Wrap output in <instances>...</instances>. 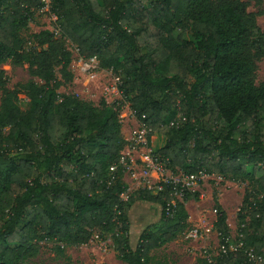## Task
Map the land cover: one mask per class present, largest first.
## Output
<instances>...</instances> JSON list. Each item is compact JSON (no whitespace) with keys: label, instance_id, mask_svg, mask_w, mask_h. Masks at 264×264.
Returning <instances> with one entry per match:
<instances>
[{"label":"trees","instance_id":"1","mask_svg":"<svg viewBox=\"0 0 264 264\" xmlns=\"http://www.w3.org/2000/svg\"><path fill=\"white\" fill-rule=\"evenodd\" d=\"M251 1L264 6V0H53L52 6L80 59L97 57L124 77L122 90L138 117L146 116L151 145L170 169L252 187L239 215L244 221L242 213L251 212L242 249L214 264H264V80L256 83L264 32L248 12ZM42 7L41 0H0V66L28 64L32 79L43 82L25 86L29 111H21L16 92H6L0 106V264H23L43 242L86 245L97 233L114 234L127 264H173L155 262L151 252L186 230L191 194L168 217L170 188L123 200L121 172L108 184L125 147L119 112L58 93V67L66 81L73 79L71 53L49 31L34 34L26 49L24 34ZM6 85L0 68V90ZM139 202L160 205L166 229L149 227L134 250L129 215ZM216 229L227 246L225 211Z\"/></svg>","mask_w":264,"mask_h":264},{"label":"rangeland","instance_id":"2","mask_svg":"<svg viewBox=\"0 0 264 264\" xmlns=\"http://www.w3.org/2000/svg\"><path fill=\"white\" fill-rule=\"evenodd\" d=\"M34 12L29 29L24 34L27 39L26 49L34 46V34L49 31L71 53L72 61L67 70L73 74V79L66 81L61 72L62 66L58 67L56 76L63 83L58 93L91 103L98 109L105 106L119 112L123 134L129 136L131 128L137 122L136 118L132 116L131 98L122 96L120 91L119 94H115L116 91L109 92L111 87L119 86L124 77L113 69L103 68L100 61H98L96 71L91 75L84 74L79 65L77 46L62 37L49 12L43 10ZM248 12L256 16L257 24L264 32V6H257L251 1ZM179 33L180 30L176 31L175 37ZM0 68L4 70L7 80L6 87L0 90V106L6 92H16L17 104L21 111H29L31 99L25 86L32 80L38 84H43V82L39 79H32L28 64L15 65L7 62ZM263 80L264 58L258 63L256 83L259 84ZM124 183L128 189L126 199L134 192L139 191L131 188V183L128 180H125ZM251 191L252 187L248 183H237L217 174L210 175L209 179L202 182L199 188L191 193V198L186 204L189 216L188 227L176 240L151 252L155 262L170 260L173 264H202L206 259L205 249L214 256H218L223 246L222 237L216 229L220 211L227 213L229 243L238 250L242 249L244 244L242 229L245 225L246 228L250 225L251 212L248 210L242 213H246L244 221L239 218V215L245 196ZM161 211L160 205L149 202H139L132 208L129 215L132 249H136L141 234L149 227H152L156 233H161L166 229V225L160 223ZM195 230L198 231V237H190L191 232ZM115 245V236L110 233H97L88 244L81 246H70L62 242H43L39 245L37 256L28 259L23 264H127L118 255Z\"/></svg>","mask_w":264,"mask_h":264},{"label":"built area","instance_id":"3","mask_svg":"<svg viewBox=\"0 0 264 264\" xmlns=\"http://www.w3.org/2000/svg\"><path fill=\"white\" fill-rule=\"evenodd\" d=\"M43 7L40 10L49 12L54 18V23L57 26L58 31L60 28L57 25V18L52 12L53 0H41ZM98 58L93 57L90 59H80L79 65L84 74L91 75L98 69ZM122 84L117 87H111L110 93L119 94L127 97L122 90ZM133 110V109H132ZM132 116L136 118V124L131 128L129 136H124L125 147L123 148L120 159L117 164L110 168V181L109 185H112L118 178V174L124 176L122 181L128 180L131 183V188L137 190H147L157 193H164L166 188H170L172 191L170 197L173 200L167 205V216H173L177 201H183L185 195L191 194L196 191L202 182H205L210 178V175L205 172L198 174H186L181 171L174 172L170 169L168 162L157 155L151 145L152 130L145 122L146 116L138 117L137 113L133 110ZM128 190V189H127ZM126 193L122 194V199L127 200ZM190 237L197 238L198 231H192ZM227 246L223 245L219 251V257H227L229 254L236 252L238 249L233 244L227 242ZM247 255L250 259L253 258V249H248ZM204 254L209 264H214L215 258L205 249ZM214 256V257H213Z\"/></svg>","mask_w":264,"mask_h":264}]
</instances>
